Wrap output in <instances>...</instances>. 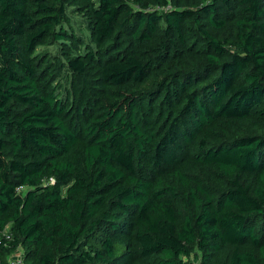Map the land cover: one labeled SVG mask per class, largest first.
I'll return each mask as SVG.
<instances>
[{
  "label": "trees",
  "instance_id": "16d2710c",
  "mask_svg": "<svg viewBox=\"0 0 264 264\" xmlns=\"http://www.w3.org/2000/svg\"><path fill=\"white\" fill-rule=\"evenodd\" d=\"M18 250L264 264V0H0V261Z\"/></svg>",
  "mask_w": 264,
  "mask_h": 264
},
{
  "label": "built area",
  "instance_id": "2783aa9c",
  "mask_svg": "<svg viewBox=\"0 0 264 264\" xmlns=\"http://www.w3.org/2000/svg\"><path fill=\"white\" fill-rule=\"evenodd\" d=\"M51 183H54V180H51ZM2 237L6 240V241H11L12 240V235L10 234V230L7 229ZM9 263L10 264H25L24 262V254L18 250L17 252H15L10 258H9ZM0 264H3L0 261ZM194 264H199V262L194 261Z\"/></svg>",
  "mask_w": 264,
  "mask_h": 264
},
{
  "label": "rangeland",
  "instance_id": "374dc122",
  "mask_svg": "<svg viewBox=\"0 0 264 264\" xmlns=\"http://www.w3.org/2000/svg\"><path fill=\"white\" fill-rule=\"evenodd\" d=\"M72 20H73V26H74L76 33H80V30H83L82 28L84 27L82 25L79 26L80 19L72 17ZM48 52L51 54L52 57L60 56L58 46H54V47L49 48Z\"/></svg>",
  "mask_w": 264,
  "mask_h": 264
}]
</instances>
